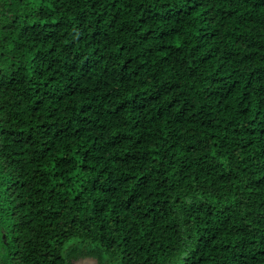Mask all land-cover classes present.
<instances>
[{
	"label": "trees",
	"instance_id": "16d2710c",
	"mask_svg": "<svg viewBox=\"0 0 264 264\" xmlns=\"http://www.w3.org/2000/svg\"><path fill=\"white\" fill-rule=\"evenodd\" d=\"M264 264V0H0V264Z\"/></svg>",
	"mask_w": 264,
	"mask_h": 264
},
{
	"label": "water",
	"instance_id": "95a60500",
	"mask_svg": "<svg viewBox=\"0 0 264 264\" xmlns=\"http://www.w3.org/2000/svg\"><path fill=\"white\" fill-rule=\"evenodd\" d=\"M73 264H99V261L97 258L84 257L74 261Z\"/></svg>",
	"mask_w": 264,
	"mask_h": 264
}]
</instances>
